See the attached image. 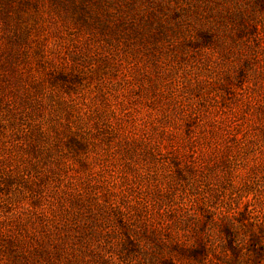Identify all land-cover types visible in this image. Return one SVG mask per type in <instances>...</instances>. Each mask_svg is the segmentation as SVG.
<instances>
[{"label":"rangeland","instance_id":"1","mask_svg":"<svg viewBox=\"0 0 264 264\" xmlns=\"http://www.w3.org/2000/svg\"><path fill=\"white\" fill-rule=\"evenodd\" d=\"M0 264H264V0H0Z\"/></svg>","mask_w":264,"mask_h":264}]
</instances>
